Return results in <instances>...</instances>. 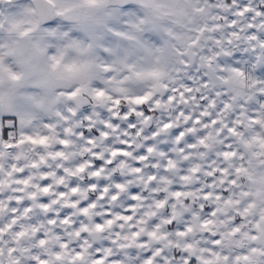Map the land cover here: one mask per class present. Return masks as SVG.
Segmentation results:
<instances>
[{
	"label": "clouds",
	"instance_id": "1",
	"mask_svg": "<svg viewBox=\"0 0 264 264\" xmlns=\"http://www.w3.org/2000/svg\"><path fill=\"white\" fill-rule=\"evenodd\" d=\"M0 264H264V0H0Z\"/></svg>",
	"mask_w": 264,
	"mask_h": 264
}]
</instances>
